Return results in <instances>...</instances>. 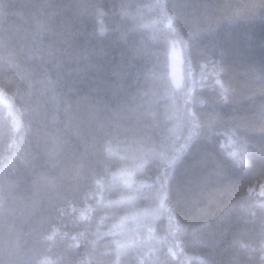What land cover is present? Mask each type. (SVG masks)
<instances>
[{"label":"trees","instance_id":"1","mask_svg":"<svg viewBox=\"0 0 264 264\" xmlns=\"http://www.w3.org/2000/svg\"><path fill=\"white\" fill-rule=\"evenodd\" d=\"M0 94V264H264V0H0Z\"/></svg>","mask_w":264,"mask_h":264},{"label":"rangeland","instance_id":"2","mask_svg":"<svg viewBox=\"0 0 264 264\" xmlns=\"http://www.w3.org/2000/svg\"><path fill=\"white\" fill-rule=\"evenodd\" d=\"M170 50H169V59H170V64H171V76L173 78L174 83L176 86L180 84V82L183 79V74H184V44L179 41L177 37L171 38L170 41ZM0 100L6 105L8 111L10 112V116L12 118L13 124L15 126V129H18V120L17 117L14 115V112L11 108V105L7 99H5L1 94H0ZM223 145L229 146L228 152L238 158V159H243L244 158V152L238 149L233 142L228 140L227 142H223ZM256 193L260 195H264V185L257 187L254 190ZM159 209L156 212V215H159ZM167 217L170 221H173V218L169 212H167Z\"/></svg>","mask_w":264,"mask_h":264}]
</instances>
